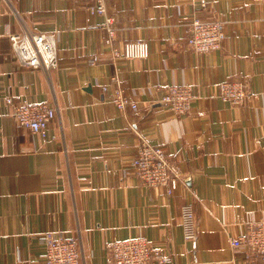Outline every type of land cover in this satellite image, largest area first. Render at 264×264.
I'll return each instance as SVG.
<instances>
[{
    "label": "crops",
    "instance_id": "crops-1",
    "mask_svg": "<svg viewBox=\"0 0 264 264\" xmlns=\"http://www.w3.org/2000/svg\"><path fill=\"white\" fill-rule=\"evenodd\" d=\"M91 2L0 0V264H46L48 232L77 238L82 264H108L114 240L140 236L173 264H264L231 246L264 222V0H106L118 48L143 40L146 60L114 57L105 16L88 21ZM194 17L226 21L222 49H191ZM26 32L55 34L57 68L19 62L10 37ZM113 77L138 110L116 107ZM236 81L255 97L223 101L219 85ZM183 84L195 98L177 116L161 99ZM41 103L56 110L46 139L14 118ZM140 137L188 178L173 196L132 172ZM188 203L194 241L181 225Z\"/></svg>",
    "mask_w": 264,
    "mask_h": 264
},
{
    "label": "built area",
    "instance_id": "built-area-1",
    "mask_svg": "<svg viewBox=\"0 0 264 264\" xmlns=\"http://www.w3.org/2000/svg\"><path fill=\"white\" fill-rule=\"evenodd\" d=\"M88 21L97 15L105 16L107 32L106 44L115 58L125 60H146L150 56L149 44L143 40L126 42L118 48L116 34L118 28L112 17L107 15L106 0H92L87 7ZM226 21L223 19H202L194 17L187 23V43L191 49L200 54H208L222 49L226 39ZM13 50L19 62L30 68L54 69L59 66V56L55 34L29 33L10 37ZM115 87L112 98L121 111H136L138 102L132 100L118 82L112 78ZM102 92H108L109 86H102ZM219 97L232 105L244 104L254 98L244 82H223L219 85ZM195 98L191 85H170L164 89L161 104L177 116L188 114ZM11 103V100H8ZM14 118L17 123L32 134L46 139L50 125L56 118V110L48 104H23L16 108ZM132 172L142 185L160 188L168 196H173L182 184L188 182L180 168L173 163L162 147L154 146L144 137L136 148L130 164ZM181 225L184 239L194 241L197 238L196 215L192 204L181 208ZM45 244L46 264H82L79 242L75 237H67L61 233H46ZM234 249H243L247 257L264 259V222L249 226V232L231 241ZM173 259L160 248L152 245L143 236L127 240H114L108 246V264H173Z\"/></svg>",
    "mask_w": 264,
    "mask_h": 264
}]
</instances>
